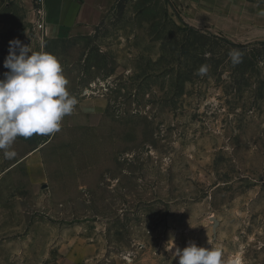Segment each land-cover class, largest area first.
Masks as SVG:
<instances>
[{
    "label": "rangeland",
    "instance_id": "374dc122",
    "mask_svg": "<svg viewBox=\"0 0 264 264\" xmlns=\"http://www.w3.org/2000/svg\"><path fill=\"white\" fill-rule=\"evenodd\" d=\"M31 4L0 0V78L19 39L107 108L0 150V264H179L172 240L264 264V39L196 26L175 0H119L92 36L45 39Z\"/></svg>",
    "mask_w": 264,
    "mask_h": 264
},
{
    "label": "clouds",
    "instance_id": "9594fccd",
    "mask_svg": "<svg viewBox=\"0 0 264 264\" xmlns=\"http://www.w3.org/2000/svg\"><path fill=\"white\" fill-rule=\"evenodd\" d=\"M4 67L9 71L0 78V150L6 159L15 157L8 150L17 137L49 135L60 131L65 116L71 115L77 99L70 94L68 80L59 59L48 52L32 51L19 39L9 42ZM239 53L231 54L233 63ZM201 67L199 73L205 74ZM171 242V248L168 247ZM167 248L179 264H242L240 257H226L221 248L198 246L189 242L183 249L174 240Z\"/></svg>",
    "mask_w": 264,
    "mask_h": 264
},
{
    "label": "crops",
    "instance_id": "0c3cea01",
    "mask_svg": "<svg viewBox=\"0 0 264 264\" xmlns=\"http://www.w3.org/2000/svg\"><path fill=\"white\" fill-rule=\"evenodd\" d=\"M118 1L45 0L44 28L38 34L45 39L57 40L92 36ZM175 1L184 8L188 19L196 26L213 28L234 39H264V7L257 8V12L253 13L252 8H244L241 0ZM33 18L37 23L35 12ZM76 106L97 118L107 108V100L105 97L93 96L82 103L77 102ZM31 158H37V152L31 154Z\"/></svg>",
    "mask_w": 264,
    "mask_h": 264
},
{
    "label": "built area",
    "instance_id": "2783aa9c",
    "mask_svg": "<svg viewBox=\"0 0 264 264\" xmlns=\"http://www.w3.org/2000/svg\"><path fill=\"white\" fill-rule=\"evenodd\" d=\"M33 5V10L37 17V29L43 30L44 28V1L45 0H31Z\"/></svg>",
    "mask_w": 264,
    "mask_h": 264
}]
</instances>
